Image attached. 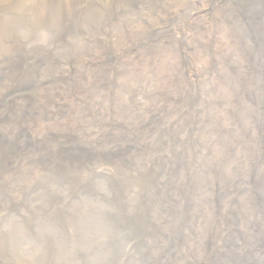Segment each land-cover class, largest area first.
Masks as SVG:
<instances>
[{"label":"rangeland","instance_id":"obj_1","mask_svg":"<svg viewBox=\"0 0 264 264\" xmlns=\"http://www.w3.org/2000/svg\"><path fill=\"white\" fill-rule=\"evenodd\" d=\"M83 1L0 15V264H264V0Z\"/></svg>","mask_w":264,"mask_h":264},{"label":"bare ground","instance_id":"obj_2","mask_svg":"<svg viewBox=\"0 0 264 264\" xmlns=\"http://www.w3.org/2000/svg\"><path fill=\"white\" fill-rule=\"evenodd\" d=\"M238 1V0H237ZM77 2H81V0H47V1H35V0H25V2L19 3L17 0H0V15L2 14L5 15L6 21L9 20V16H12L14 12L13 16H17L16 21L19 24H35L36 21H38L39 19L35 18V16H42L41 14L38 13L41 12L43 15H48L47 11H53L52 6L54 7V11H56L57 13H62L65 10H67L68 8H72L74 7V4H76ZM89 2L88 0L83 1L82 4H85ZM210 2V1H209ZM77 3V4H79ZM214 3V2H213ZM216 3V2H215ZM122 5V4H121ZM125 6V5H124ZM235 8V7H234ZM119 9V8H118ZM69 10V9H68ZM98 10V9H97ZM230 10V9H229ZM170 11V10H169ZM102 13V12H101ZM86 14V13H85ZM89 14V13H88ZM98 14V13H97ZM84 15V14H83ZM26 18H25V17ZM31 16V17H29ZM254 16V15H253ZM5 18V17H4ZM24 19V21H22L21 23L19 22V20ZM3 19V18H2ZM26 19V20H25ZM54 20V19H53ZM76 20V19H75ZM235 21V20H234ZM40 22V21H39ZM38 22V23H39ZM224 23V22H223ZM238 23V22H237ZM7 24V23H6ZM11 26V25H9ZM11 56V55H10ZM9 56V57H10ZM17 60V59H16ZM21 61V60H20ZM18 65V64H17ZM22 65V64H20ZM25 65V64H24ZM17 69V68H16ZM15 69V72H16ZM26 69V68H25ZM31 70V69H30ZM20 71V69H19ZM33 72V71H32ZM33 74V73H31ZM36 74V73H35ZM30 76V74H28ZM33 76V75H32ZM37 77V76H36ZM35 77V78H36ZM34 78V77H33ZM51 78V77H50ZM25 79V78H24ZM40 81V80H39ZM48 83V82H47ZM16 85V84H15ZM23 85V84H22ZM33 85V84H32ZM26 86V85H25ZM11 87V86H10ZM13 87V86H12ZM52 90V89H51ZM62 91V90H61ZM25 92V91H24ZM30 93V92H29ZM46 94V93H45ZM61 94V93H60ZM48 95V94H46ZM26 96V95H25ZM25 99V98H24ZM23 100V99H22ZM28 100V99H27ZM59 100V99H57ZM61 100V99H60ZM29 101V100H28ZM50 101V100H49ZM64 101V100H63ZM32 102V101H31ZM30 102V103H31ZM23 103V102H22ZM59 103V102H58ZM29 104V103H28ZM55 104V103H54ZM33 105V104H32ZM42 106V105H41ZM62 106V105H61ZM49 107V106H48ZM47 107V108H48ZM63 107V106H62ZM36 108V107H35ZM16 109V108H15ZM49 109V108H48ZM4 113V112H3ZM7 113V112H6ZM40 113V112H39ZM46 114V113H45ZM10 116V115H9ZM15 116V115H14ZM20 117V116H19ZM34 117V116H33ZM41 117V116H40ZM39 117V118H40ZM58 117V116H57ZM2 118V117H1ZM36 118V117H35ZM38 118V119H39ZM53 118V117H52ZM51 118V119H52ZM3 119V118H2ZM41 122V121H40ZM11 123V122H10ZM63 123V122H62ZM2 124V123H1ZM28 124V123H26ZM21 125V124H20ZM24 125V124H23ZM31 125V124H30ZM37 126V125H36ZM62 126V125H61ZM21 127V126H20ZM60 127V126H59ZM16 128V127H15ZM22 131V130H21ZM7 132V131H6ZM27 132V131H26ZM29 132V131H28ZM261 132V131H260ZM32 133V132H31ZM30 133V134H31ZM35 133V132H34ZM14 134V133H13ZM26 134V133H25ZM33 134V133H32ZM36 134V133H35ZM23 136V135H22ZM9 137V136H8ZM30 138V137H29ZM33 139V138H32ZM42 143V142H41ZM44 143V142H43ZM20 144V143H19ZM63 147V146H62ZM55 150V149H54ZM11 152V150H9ZM115 153V152H114ZM79 154V153H78ZM85 156V155H84ZM40 157V156H39ZM31 163V162H30ZM29 163V164H30ZM58 163V162H57ZM28 166V165H27ZM30 166V165H29ZM74 167V166H73ZM51 168V167H50ZM73 169V168H72ZM71 170V169H70ZM52 173V172H51ZM53 174V173H52ZM56 174V173H55ZM72 175V174H71Z\"/></svg>","mask_w":264,"mask_h":264}]
</instances>
